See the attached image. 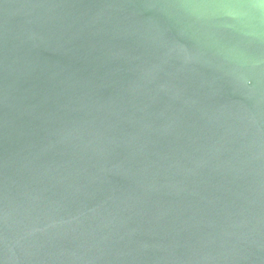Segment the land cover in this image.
<instances>
[{
    "label": "water",
    "instance_id": "water-1",
    "mask_svg": "<svg viewBox=\"0 0 264 264\" xmlns=\"http://www.w3.org/2000/svg\"><path fill=\"white\" fill-rule=\"evenodd\" d=\"M0 264H264V0H0Z\"/></svg>",
    "mask_w": 264,
    "mask_h": 264
}]
</instances>
